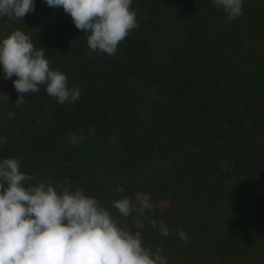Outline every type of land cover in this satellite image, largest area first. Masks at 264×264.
Returning <instances> with one entry per match:
<instances>
[{"label": "trees", "instance_id": "1", "mask_svg": "<svg viewBox=\"0 0 264 264\" xmlns=\"http://www.w3.org/2000/svg\"><path fill=\"white\" fill-rule=\"evenodd\" d=\"M131 7L138 26L114 55L91 51L44 0L23 20L0 17V39L23 30L81 93L58 103L40 85L15 103L16 76L0 70V158L20 159L26 185L67 178L168 264H264V0L233 20L211 0ZM121 197L127 216L112 205Z\"/></svg>", "mask_w": 264, "mask_h": 264}, {"label": "clouds", "instance_id": "2", "mask_svg": "<svg viewBox=\"0 0 264 264\" xmlns=\"http://www.w3.org/2000/svg\"><path fill=\"white\" fill-rule=\"evenodd\" d=\"M50 7H63L77 29L88 33L93 52L114 55L118 44L138 26L133 0H44ZM228 20L243 12L244 0H211ZM35 10V0H0V17L23 20ZM0 70L13 80L24 103V94L46 92L58 103L74 102L79 87H70L67 74L50 67L46 49L37 48L30 36L15 29L0 39ZM5 142L0 137V144ZM17 157L0 158V264H168L162 249L144 245L141 233L119 225L112 213L82 188L49 183L27 184ZM123 216L133 211L127 197L112 202ZM153 227L157 221H151ZM160 233L169 234L161 221ZM178 236L185 242L184 229Z\"/></svg>", "mask_w": 264, "mask_h": 264}, {"label": "rangeland", "instance_id": "3", "mask_svg": "<svg viewBox=\"0 0 264 264\" xmlns=\"http://www.w3.org/2000/svg\"><path fill=\"white\" fill-rule=\"evenodd\" d=\"M6 84L3 81H0V98L5 99L8 95L7 89H6ZM137 202L145 207H150L148 196L145 194H139L137 196Z\"/></svg>", "mask_w": 264, "mask_h": 264}]
</instances>
